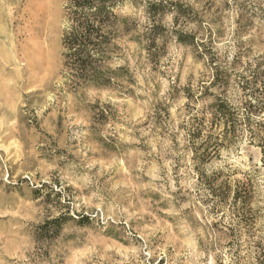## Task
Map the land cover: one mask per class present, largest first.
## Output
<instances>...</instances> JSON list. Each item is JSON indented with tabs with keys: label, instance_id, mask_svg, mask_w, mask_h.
<instances>
[{
	"label": "rangeland",
	"instance_id": "rangeland-1",
	"mask_svg": "<svg viewBox=\"0 0 264 264\" xmlns=\"http://www.w3.org/2000/svg\"><path fill=\"white\" fill-rule=\"evenodd\" d=\"M65 5L0 0V264H257L256 237L227 234L196 168L253 172L261 150L244 134L198 165L184 127L216 71L229 80L209 93L232 106L249 98L244 81H264V0H128L123 91L64 78ZM155 33L150 50L130 40ZM62 216L59 235L39 236Z\"/></svg>",
	"mask_w": 264,
	"mask_h": 264
},
{
	"label": "trees",
	"instance_id": "trees-1",
	"mask_svg": "<svg viewBox=\"0 0 264 264\" xmlns=\"http://www.w3.org/2000/svg\"><path fill=\"white\" fill-rule=\"evenodd\" d=\"M127 1L66 0V25L62 38L63 75L71 86L126 90V83L130 81L123 46L125 39L135 32L131 18L122 14ZM171 6L177 14L185 13L180 5ZM146 8L148 13L160 14L165 10V5L149 3ZM156 28L160 30L159 26ZM158 36L159 33H155L152 39H146L139 34L130 40L150 50L157 47ZM188 38L180 35L178 40L182 44L192 45ZM121 62L124 65H119ZM228 80L225 72L216 71L214 74L204 93V97L212 98L211 102L202 110H197L185 123L187 149L194 155V161L203 166L218 158L222 149L241 141L246 134L249 145L261 150V169L264 170V130L260 129L264 128V121L255 123V119L264 114V81L258 77L244 81L242 88L249 91V98L239 106H232L222 97L209 93L210 89L224 86ZM191 96L187 97L189 101L193 99ZM261 169L241 173L226 167L207 174L204 167L196 168L198 186L207 192L205 204L209 205L210 214L220 223L226 218L230 220L227 222V234L240 237L246 232L256 237L254 248L257 264H264V185L258 182ZM239 174L242 179L235 178ZM70 220L73 218L62 216L47 221L39 227L38 234L59 235ZM85 220L82 219L81 223ZM237 244L240 250L241 245ZM233 245V241L228 244ZM237 258L239 262L241 258Z\"/></svg>",
	"mask_w": 264,
	"mask_h": 264
}]
</instances>
